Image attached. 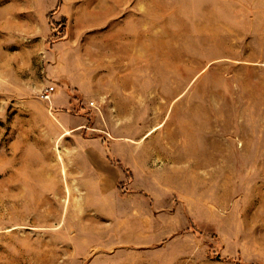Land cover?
<instances>
[{
    "label": "rangeland",
    "instance_id": "rangeland-1",
    "mask_svg": "<svg viewBox=\"0 0 264 264\" xmlns=\"http://www.w3.org/2000/svg\"><path fill=\"white\" fill-rule=\"evenodd\" d=\"M0 264H264V0H0Z\"/></svg>",
    "mask_w": 264,
    "mask_h": 264
},
{
    "label": "built area",
    "instance_id": "built-area-1",
    "mask_svg": "<svg viewBox=\"0 0 264 264\" xmlns=\"http://www.w3.org/2000/svg\"><path fill=\"white\" fill-rule=\"evenodd\" d=\"M55 90L54 86H50L49 88H47L46 90H44L41 93V97L45 100L50 99L51 94L53 93V91Z\"/></svg>",
    "mask_w": 264,
    "mask_h": 264
},
{
    "label": "bare ground",
    "instance_id": "bare-ground-1",
    "mask_svg": "<svg viewBox=\"0 0 264 264\" xmlns=\"http://www.w3.org/2000/svg\"><path fill=\"white\" fill-rule=\"evenodd\" d=\"M159 127V126H158ZM158 127H156V128H153L151 131H149L148 132V134L147 135H150V134H152V132L154 131V130H156ZM67 133V132H66ZM62 155L60 154V150H58V159L61 161L62 160V158L63 157H61Z\"/></svg>",
    "mask_w": 264,
    "mask_h": 264
}]
</instances>
